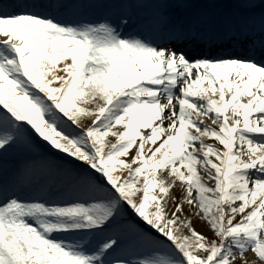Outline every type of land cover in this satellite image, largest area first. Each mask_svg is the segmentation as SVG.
<instances>
[{
	"label": "snow or ice",
	"instance_id": "snow-or-ice-1",
	"mask_svg": "<svg viewBox=\"0 0 264 264\" xmlns=\"http://www.w3.org/2000/svg\"><path fill=\"white\" fill-rule=\"evenodd\" d=\"M0 264H264V0H0Z\"/></svg>",
	"mask_w": 264,
	"mask_h": 264
},
{
	"label": "rangeland",
	"instance_id": "rangeland-1",
	"mask_svg": "<svg viewBox=\"0 0 264 264\" xmlns=\"http://www.w3.org/2000/svg\"><path fill=\"white\" fill-rule=\"evenodd\" d=\"M198 227H199V228H203V227H204V225H202V224H199V225H198Z\"/></svg>",
	"mask_w": 264,
	"mask_h": 264
},
{
	"label": "bare ground",
	"instance_id": "bare-ground-1",
	"mask_svg": "<svg viewBox=\"0 0 264 264\" xmlns=\"http://www.w3.org/2000/svg\"><path fill=\"white\" fill-rule=\"evenodd\" d=\"M198 225H199V222H198Z\"/></svg>",
	"mask_w": 264,
	"mask_h": 264
}]
</instances>
